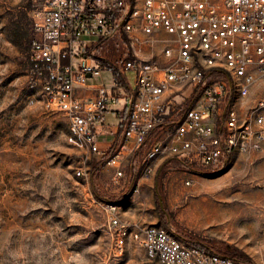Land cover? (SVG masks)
Wrapping results in <instances>:
<instances>
[{
    "label": "built area",
    "instance_id": "1",
    "mask_svg": "<svg viewBox=\"0 0 264 264\" xmlns=\"http://www.w3.org/2000/svg\"><path fill=\"white\" fill-rule=\"evenodd\" d=\"M36 1L29 88L65 116L70 144L105 160L114 179L131 156L139 192L162 157L202 175L264 148V96L252 95L264 79V0ZM103 71L110 90L96 81ZM121 103L114 138L103 142L105 115ZM108 208L120 250L133 243L158 264H240Z\"/></svg>",
    "mask_w": 264,
    "mask_h": 264
},
{
    "label": "rangeland",
    "instance_id": "2",
    "mask_svg": "<svg viewBox=\"0 0 264 264\" xmlns=\"http://www.w3.org/2000/svg\"><path fill=\"white\" fill-rule=\"evenodd\" d=\"M36 9V0H0V264H158L133 243L116 248L110 203L129 223L146 216L240 264H264V148L202 175L162 157L135 192L137 157L114 179L70 144L65 116L29 88ZM96 81L112 88L109 71ZM253 94L264 96V79ZM121 108L106 113L107 125Z\"/></svg>",
    "mask_w": 264,
    "mask_h": 264
},
{
    "label": "crops",
    "instance_id": "3",
    "mask_svg": "<svg viewBox=\"0 0 264 264\" xmlns=\"http://www.w3.org/2000/svg\"><path fill=\"white\" fill-rule=\"evenodd\" d=\"M113 110V109H112ZM111 110V111H112ZM113 116H115L114 118L118 121V123H119V119H118V117L116 116V113H115V111H113ZM117 127H118V124H116V125H114V124H111V125H107V128L112 132L111 134H112V137L111 138H109L108 137V135H107V133L108 134H110V132H107V130H105V133H104V135L103 136H101V140L104 142L105 141V139L106 140H112L113 138H114V132H115V130L117 129ZM106 128V129H107ZM144 216V215H143ZM143 218H147L148 219V217H146V216H144Z\"/></svg>",
    "mask_w": 264,
    "mask_h": 264
},
{
    "label": "trees",
    "instance_id": "4",
    "mask_svg": "<svg viewBox=\"0 0 264 264\" xmlns=\"http://www.w3.org/2000/svg\"><path fill=\"white\" fill-rule=\"evenodd\" d=\"M116 113H117V116L119 117L120 116V114L122 113L121 111H116ZM122 125V123H120V126ZM105 162V160L104 161H102L101 162V164H103ZM100 167V165L98 166V168ZM119 200L121 199V197H119L118 198ZM190 242H192L194 245H196L197 247H199V248H205V246L204 245H202V244H199V243H197V242H195V241H191L190 240ZM235 258V257H234ZM236 259V258H235Z\"/></svg>",
    "mask_w": 264,
    "mask_h": 264
},
{
    "label": "water",
    "instance_id": "5",
    "mask_svg": "<svg viewBox=\"0 0 264 264\" xmlns=\"http://www.w3.org/2000/svg\"><path fill=\"white\" fill-rule=\"evenodd\" d=\"M90 76V75H89ZM161 206H162V203H161Z\"/></svg>",
    "mask_w": 264,
    "mask_h": 264
}]
</instances>
